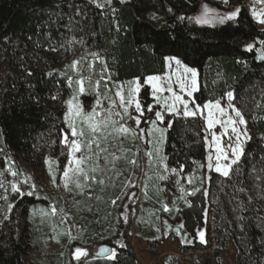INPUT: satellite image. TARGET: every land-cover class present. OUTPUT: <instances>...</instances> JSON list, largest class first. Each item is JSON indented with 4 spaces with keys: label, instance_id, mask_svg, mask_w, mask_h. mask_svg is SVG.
<instances>
[{
    "label": "trees",
    "instance_id": "obj_1",
    "mask_svg": "<svg viewBox=\"0 0 264 264\" xmlns=\"http://www.w3.org/2000/svg\"><path fill=\"white\" fill-rule=\"evenodd\" d=\"M201 2L114 0L109 6L101 7L90 0H0V47L4 46L9 56L4 71L0 67L3 144L15 155L27 158L38 146L45 147L57 135L59 142L52 150L58 157L57 176L64 171L68 154L61 139L70 136L69 126L63 108L54 104L51 97L61 86L73 95L80 76L70 69L61 70L58 56L45 54L38 44L45 47L54 41L63 51L72 43L70 53L74 54L77 45L72 39L82 37L103 57L97 62L99 70L94 73L95 77L106 80V73L100 72L106 63L115 81L140 80L138 97L145 109L140 118L147 120L145 125L160 107L145 79L166 72L167 56L178 57L198 69L199 88L194 95L197 105L217 101L232 92L231 103L242 113L250 137L243 144L239 163L247 175L256 165H264V58L259 53L264 50V28L250 15L246 0H228L231 8L239 9L236 18L214 26L199 25L193 15ZM33 61H37V65ZM49 68L54 70L49 71ZM93 96L91 88L82 95L86 100ZM148 105H152L153 111L146 110ZM164 113L166 162L181 174L200 164V188L185 202L178 199L179 205L169 212L160 206L146 215L140 210L134 216V226L132 216L125 220L118 211H110L108 207L100 208L98 214L90 211V215L76 210L74 218L85 221L81 238L98 245L109 244L115 253L114 259L113 254L96 255L84 264H139L130 243L133 232L148 243L153 254L167 240L178 241L182 252L200 245L208 246L207 228L212 209L210 185L215 175L208 166L215 164L212 131L207 126L205 112H198L196 116ZM56 147L59 150H54ZM223 185L234 198L233 184L224 179ZM165 189L169 190L168 184ZM162 192L157 193L160 200ZM48 205L46 195L24 194L18 199L14 211L17 213L11 214L12 218L0 229V264H35L31 255L36 247L41 248L38 244L42 238L41 211ZM253 216L248 212L244 218ZM259 216L264 219L263 214ZM142 217L149 225L140 223ZM201 231L204 242L199 237ZM166 259L176 261V256L168 255Z\"/></svg>",
    "mask_w": 264,
    "mask_h": 264
},
{
    "label": "rangeland",
    "instance_id": "obj_2",
    "mask_svg": "<svg viewBox=\"0 0 264 264\" xmlns=\"http://www.w3.org/2000/svg\"><path fill=\"white\" fill-rule=\"evenodd\" d=\"M90 1L99 4L101 7H106L114 0ZM246 7L254 20L264 28V23H261V20H264V3L260 0H246ZM206 9L208 10L207 13ZM237 9V7L231 8L228 5V0L227 3H225V0H202L198 12L193 15V19L199 25L224 24L231 20L225 19V17ZM253 11L259 15L254 16ZM155 18L157 19L158 16H155ZM198 18L207 19L209 22H199ZM222 19L223 22L221 23ZM72 41L77 45L74 54L70 53L72 43L63 51L60 50L58 43L54 41L45 47L38 44V48H42L40 50H43L45 54L58 56V66L61 70L67 71L70 69L80 76L78 89L73 95L66 93L65 88L61 86L51 97L54 104L63 108L68 126L72 123L77 131L83 129L85 132V136L82 138L73 137L69 127L70 136H67L69 144L64 143L66 146L64 149L68 154L65 169L74 167V165H69L71 159L69 155L70 141L72 139L84 141L81 152L75 153L77 158L81 155H89L87 140L92 139V134L87 122L84 121V116L95 110L98 114L94 117L96 121L109 119L116 123L115 125L110 123L106 129V132L111 133V135H108L106 140L101 139V147L107 148V152L103 155L108 157L109 163L106 164L101 158L99 161L101 170L97 172L90 171L95 164V153L97 151L95 144H93L91 150L93 159L81 165L88 171L90 178L85 181L82 175L77 176L70 170L67 178V188L64 186V171L60 173V176H57L59 172L58 157L52 153L53 148L59 142L57 135L53 136L45 147L38 146L36 152L27 158L15 155L10 148L3 144L0 138V185H2L0 186V229L6 221L12 218L11 214L17 213L14 212L15 203L24 194L46 195L49 199V205L42 208L41 211L39 229L42 238L38 243L41 248L36 247L31 255L35 264H84L97 255V249L100 245L81 238L85 221L83 219L77 221L74 218L76 210L90 215L91 212L98 214L100 208L105 210L108 207L110 211H113L112 209L118 211V215L125 220L128 216H132L131 224L134 226V216L140 210L142 214L146 215L151 213L155 207L164 208V205H167L170 211L171 208L179 205L178 199L181 203L185 202L187 197L201 186L200 164L196 163L195 169L186 174H181L176 168L167 164L163 151L167 131L163 123L164 120L157 121L155 127L165 131H153L151 135L147 131L154 127L151 122L145 125L144 123L147 120L144 122V119L141 118L139 125L135 123V117L140 116V113L135 111V101H139V92L134 93L131 97L133 103L128 106V113L125 114L120 103V97L116 93L120 91L125 101H127L130 99L128 95L129 88H135L137 83L141 87L140 80L117 82L113 79V71L106 63H103L102 70H100L101 73H106V80L98 79L94 76V73L99 70L97 62L103 59L102 55L95 47L87 44L82 37H73ZM259 53L260 57L264 58V50H260ZM70 55H73L74 58L71 59ZM8 60L9 56L6 49L4 46L0 47V67L2 71L8 66ZM176 60L180 61L179 65L176 64ZM166 61V72L161 75H152L160 77V80L155 83L162 89L161 92L156 93L155 97L153 96L152 84L147 81L149 76L145 79V83L151 87L155 102L160 104L158 111L164 114V119V111L168 106H174L177 109L174 112L176 114L183 115L184 111L183 103L175 101L172 92L166 90L169 85L177 95L182 97V100L188 102L189 109L193 111L196 110L193 105L194 95L199 88L197 68L186 65L180 58L175 56H167ZM33 62L35 65L38 63L37 61ZM74 62H77L75 66ZM19 64L22 65V61ZM38 66L41 67V64H38ZM185 67L196 71V90L193 91L191 97L187 95V91L191 90V74L184 73ZM53 70V68H49V71ZM185 75L188 76L189 88L182 91L179 82H177V77L179 76L183 80ZM92 81L93 83H91ZM98 81L99 84H97ZM80 87L85 89L83 93L80 92ZM88 88H91L94 92V96L90 100L82 97ZM156 97H159V100ZM69 101H71V105ZM217 101L220 102V106L226 110L228 115H232L233 119H237L230 107V104H233L227 95ZM165 102L167 103L165 104ZM208 102L215 103L216 101H207L206 103ZM208 111L202 105L199 112H205L207 118ZM212 111L217 119H227V116H221L215 109H212ZM78 112L80 115H77ZM155 119L156 117L152 120ZM121 125L130 129V131L128 133L115 131ZM236 126L242 133L246 129L248 135L247 124ZM140 129H144L145 132L141 133ZM210 130L212 134L215 133L220 137V146L231 156L228 145L229 143H237L231 128L228 129L227 134H225V129L221 124H216ZM64 138L61 140H64ZM241 141H243V147L246 141L243 135H241ZM212 147L214 150L213 159L215 160L213 162L216 164V145L213 140ZM54 150L59 149L56 147ZM148 152L152 153L151 157L147 155ZM64 153L62 152V154ZM112 153L121 157L115 162L114 166L111 163ZM133 159L136 160V165L129 163ZM220 163L222 165L230 163V160H221ZM215 164L212 167L215 175L210 185L212 209L209 213L207 228L208 246L200 245L191 251L182 252L178 241L167 240L157 248V253L153 254L148 248V243L138 238L133 232L130 243L135 250L139 264H264V219L259 216L260 214L264 215V165H256L247 175L244 166L238 162L232 165L229 176L225 177L215 170ZM172 169H176V171L173 172ZM12 172L17 174L12 175ZM92 176H95V180L91 179ZM161 176L165 179H160ZM53 177H55V180H53ZM224 179L233 184L234 198L231 197L223 185ZM77 180H79L82 188L76 187L75 182ZM100 180H103L102 184L99 182ZM167 184L169 190L165 189ZM13 185L19 189V192L12 190ZM160 190L163 191L162 200L159 199L157 194ZM109 201H111L110 205ZM127 202H130L131 205L129 206ZM53 208L56 210L54 213ZM248 212H252L254 216L244 218V215ZM106 213H109L108 210ZM55 218L57 222L54 221ZM140 223L149 225L144 218L141 219ZM76 248L86 250L88 256H82L80 260L75 259ZM168 255H175L176 261H167L166 257Z\"/></svg>",
    "mask_w": 264,
    "mask_h": 264
},
{
    "label": "snow or ice",
    "instance_id": "obj_3",
    "mask_svg": "<svg viewBox=\"0 0 264 264\" xmlns=\"http://www.w3.org/2000/svg\"><path fill=\"white\" fill-rule=\"evenodd\" d=\"M260 2L264 3V0H260ZM225 3H227V0H225ZM207 11L208 10L206 9V13H207ZM238 11H239V9H237L236 11L231 12L230 14H228L227 17H225V19H233V18H235L236 15L238 14ZM253 15L254 16H258L259 14L257 12H255V11H253ZM198 19H199V22H202V23H208L209 22L207 19H204V18H198ZM220 22L222 23L223 19ZM261 23H264V20H261ZM248 47H249V49H251L252 46L249 45ZM170 59H174V58H170ZM175 62H176L177 65L180 64L179 60H176ZM75 63H77V62H74V66H75ZM184 73L185 74H189V73L191 74V90L187 91V95L189 97H191L192 94H193V91L196 90V71H195V69H191V68L185 67L184 68ZM159 80H160L159 76H149L147 78L148 83L152 84V87L154 89V92H153V96L154 97L156 96V93L162 91L161 87L157 83H155L156 81H159ZM177 82H179V86H180V89L182 91H184V90L189 88L188 76L187 75H185V78L183 80H181L180 77L178 76L177 77ZM97 84H99V81L97 82ZM139 90H140V86H139L138 83L136 84L135 88H129L128 95H129L130 99H128L127 101H125V98L121 94V92L117 91L116 95L120 97V103L123 106V110H124L125 114L128 113V106L133 103V99L131 97H133L134 93H138ZM166 90L168 92H172L173 99L175 101H180V102L183 103V107H184L183 115L184 116H196L198 114V112L200 111L201 106L195 104V101H193V105H194L196 110L193 111V110L189 109L188 102L182 100V97L177 95L173 91V89H172V87L170 85L167 87ZM84 91H85V89L83 87H80V92L83 93ZM227 96H228L229 100L233 99V93L232 92L227 93ZM156 98H157V100H159V97H156ZM97 103H99V101H97ZM166 103L167 102H165V104ZM69 104L71 105V101H69ZM230 107L232 108V111L235 113V117L237 119H233L232 115H228L226 110L220 106V102L219 101H216L215 103L208 102V103H205L203 105L204 109H208L209 110L207 118H206L207 119V126H208L209 129L213 128L216 124H221L224 127V129H225V134H227V131H228L229 128H231V132L235 134V139H236L237 143H235V144L229 143V145H228L229 150L231 152V156H229V153L227 151H225V149L223 147L220 146V137L217 136L215 133L212 134V140H213V142L216 145L215 170L217 172L222 173V175L225 176V177L229 176L230 171L232 169V165L237 164L239 162V160H240V157L243 155V147H242L243 141H241V135L244 136L245 140L250 138L247 135L246 129L242 133L239 130V128L236 126L238 124L239 125H245L246 124V121H245L242 113L240 112V110L236 109L231 104H230ZM212 109H215L216 112H218L221 116H227V119H225V120L217 119L214 116ZM146 110L147 111H153L152 105H148ZM135 111L137 113H140V116L135 117V123L137 125H139L141 123V118L140 117L143 116V113H144L145 109L142 108L141 103L138 100L135 101ZM166 111L174 113V112L177 111V109L174 106H168V107H166ZM77 115H80V113L78 112ZM96 115H98V114L95 112V110H93L92 113H89L88 115L84 116V121L87 122V125H88V128L90 130V133L92 134V139L87 140V148L89 150V155L88 156L81 155L79 158H77L75 156V153L81 152V148H82V145L84 144V141L80 140V139H72L70 141L69 155H70L71 159L69 160V165L70 166L74 165V167L66 168L64 170V172H63V176L65 177V185L64 186L66 188L68 187V179L67 178L69 177V171L70 170L77 176L82 175L84 177L85 181H87L90 178L89 175H88V171H86L84 167H81V165L85 164L88 160H92L93 159V154H92V151H91L93 144H95V147H96L97 151L95 153V164L90 169V171L91 172H97V171L101 170L100 169V164H99V161H100L101 158L105 161L106 164L109 163L108 157L103 155L105 152H107V148L106 147H101V139L106 140L108 135H111V133L106 132V129L108 128L110 123L112 125H115L116 122L115 121H110L109 119L96 121L94 119V117ZM117 115H119V114H117ZM155 117H156V119L151 121V124L154 127L152 129H148L147 130L149 135H151L153 131H157V132L165 131V130H161L158 127H155L156 124H157V121H163L164 120V114L162 112H160V111H156L155 112ZM129 118L132 119L131 116H129ZM66 119H67V117H66ZM170 126H171V124H169V127ZM69 127L71 128V135L73 137L82 138V137L85 136V132H84L83 129H81L80 131H77L76 127L72 123L69 124ZM115 131H117L118 133H128L130 131V129H128L127 127L121 125L118 129H115ZM140 132L144 133L145 130L144 129H140ZM62 143H65L66 145L69 144L67 135H65V138L62 141ZM111 155H112L111 163L114 166L115 162L117 160H119L121 157L115 155V153H112ZM147 155L149 157H151L152 153L148 152ZM208 159H209V161H211L212 160V156L210 155L208 157ZM221 160H224V161H229L230 160V163H226V164L222 165L220 163ZM129 163H131L133 165L137 164L135 159L129 161ZM208 166L209 167H213V165L211 163H209ZM181 168H182V166H181ZM172 171L175 172L176 169H172ZM16 174L17 173L12 172V175H16ZM91 179L95 180V176H92ZM160 179H165V177L161 176ZM53 180H55V177H53ZM99 182L102 184L103 180H100ZM75 183H76V187L77 188H82V185L79 183V180H77ZM0 186H2V185H0ZM12 190L15 191V192H19V189L15 185H13ZM29 194L31 195L32 193H29ZM192 194L194 195L195 193H192ZM113 203H115V201H113ZM52 211L54 213L56 211L55 208H53ZM164 211H169L167 205H164ZM181 227H182V225H181ZM199 237H200L201 241L204 242V233H203V231H201L199 233ZM99 251L101 253H106V252H109V249L106 248V247H101L99 249ZM82 256L83 257L88 256V252L86 250L81 249V248H76L75 249V259L80 260ZM112 258L113 259L115 258L114 251H113Z\"/></svg>",
    "mask_w": 264,
    "mask_h": 264
},
{
    "label": "water",
    "instance_id": "obj_4",
    "mask_svg": "<svg viewBox=\"0 0 264 264\" xmlns=\"http://www.w3.org/2000/svg\"><path fill=\"white\" fill-rule=\"evenodd\" d=\"M177 231H180V229L177 228ZM101 247H106V248H108V249H109V252L101 253V252L99 251V249H100ZM112 254H113V247H112L111 245H109V244H102V245H100V246L98 247V249H97V255H98L99 257H108V256H111Z\"/></svg>",
    "mask_w": 264,
    "mask_h": 264
},
{
    "label": "built area",
    "instance_id": "obj_5",
    "mask_svg": "<svg viewBox=\"0 0 264 264\" xmlns=\"http://www.w3.org/2000/svg\"><path fill=\"white\" fill-rule=\"evenodd\" d=\"M177 255V254H176ZM182 255V254H181ZM178 257V256H177ZM179 258V257H178Z\"/></svg>",
    "mask_w": 264,
    "mask_h": 264
},
{
    "label": "clouds",
    "instance_id": "obj_6",
    "mask_svg": "<svg viewBox=\"0 0 264 264\" xmlns=\"http://www.w3.org/2000/svg\"><path fill=\"white\" fill-rule=\"evenodd\" d=\"M177 256V255H176Z\"/></svg>",
    "mask_w": 264,
    "mask_h": 264
}]
</instances>
